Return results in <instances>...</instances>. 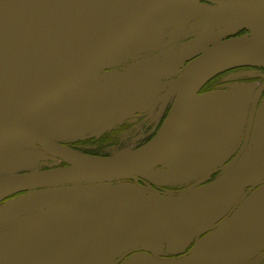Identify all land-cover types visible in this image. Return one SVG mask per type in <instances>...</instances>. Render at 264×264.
I'll list each match as a JSON object with an SVG mask.
<instances>
[{"label":"flooded vegetation","instance_id":"af4514ba","mask_svg":"<svg viewBox=\"0 0 264 264\" xmlns=\"http://www.w3.org/2000/svg\"><path fill=\"white\" fill-rule=\"evenodd\" d=\"M247 34L240 31L236 38ZM168 41L144 44L87 88L95 106L111 99L109 106L118 102L117 109L78 136L59 132L48 137L102 157L151 141L165 123L174 96H167L169 85L138 95L135 78L169 82L179 77L191 60L174 78L159 77L166 70L168 51L174 49ZM107 93L115 94L103 96ZM70 100L64 105L81 106ZM46 157L31 169L67 166ZM16 166L0 176L31 170ZM87 187L48 189L57 196L103 187L49 209L56 214L71 211L76 203L92 206L99 210L90 223L50 225L47 239L33 235L28 244L2 240L0 254L17 256V264H246L259 256L264 252V66H235L213 77L196 99L181 148L167 162L136 178ZM8 210L0 214V235L23 238L21 217L8 219ZM39 226L36 220L34 234L43 231Z\"/></svg>","mask_w":264,"mask_h":264},{"label":"water","instance_id":"95a60500","mask_svg":"<svg viewBox=\"0 0 264 264\" xmlns=\"http://www.w3.org/2000/svg\"><path fill=\"white\" fill-rule=\"evenodd\" d=\"M203 1L212 3L223 14L246 16L264 12V0H0V151L9 149V160L19 154L26 156L23 160L16 159L20 164L17 166L8 161L21 169L33 168L21 162L35 160L36 156L37 161L46 160V154L67 164L0 176V205L14 195L30 191L43 194L32 207L7 212L8 219L91 196L103 187L57 196L48 189L64 185L92 187L136 178L157 168L181 148L196 99L213 77L235 66H264V42L234 38L197 55L175 80L163 82L137 76L134 91L138 95L155 86L169 85L167 96H174L162 128L151 141L137 149H124L106 157L93 156L48 137L59 132L81 134L100 121L104 113L117 109L118 102L109 106L111 99H103L95 106L87 88L98 81L104 70L144 49V44L168 38L171 47L176 43V34L161 24L143 35L137 45L136 42L167 10L181 3L208 7ZM172 24L174 21L170 18L169 26ZM111 80L116 84L125 83ZM81 91L85 96L77 99L80 107L64 105ZM49 109L73 128L44 129L41 118ZM12 141L15 143L10 146ZM36 146L42 151L35 152ZM2 240L11 241L0 235ZM263 260L264 252L246 264H260Z\"/></svg>","mask_w":264,"mask_h":264},{"label":"rangeland","instance_id":"374dc122","mask_svg":"<svg viewBox=\"0 0 264 264\" xmlns=\"http://www.w3.org/2000/svg\"><path fill=\"white\" fill-rule=\"evenodd\" d=\"M203 3L207 4L208 7H200L195 6L194 4L187 5L181 3L180 5L171 9V11H169L170 9L167 10L165 14L161 15L156 20V22H154L143 32V34L140 36V39L138 38L139 40L136 42V45L141 41L143 35L149 32L153 27L159 28L156 27L159 24L168 26V31H170V33L176 34V43L171 45L174 49L169 52L170 55L166 57L167 60L165 59L166 61H163L165 62L166 70L163 69L161 76H159L160 78H174V76H177L184 66L197 55L213 45L222 43L226 40H229L230 38H236V35L240 31L245 30L248 32L247 35L240 37L241 39L244 38L264 42V12L246 16L223 14L214 9L215 6L211 5L212 3L205 1H203ZM170 18H172L174 21V24L171 26H169ZM175 49H177V51L174 52ZM156 53H158V50L155 53L149 55L150 60H153L156 57ZM170 62L173 63V66H170ZM150 71L153 72V67ZM84 94L85 93L81 91L70 101L77 102V99L84 98ZM41 121L42 127L50 131H56L65 127H67L69 130L73 128L68 121L58 116L55 111L50 109L42 115ZM79 134V132H74L73 136H78ZM51 135L59 136V134ZM62 137L66 138L63 134ZM10 143H12L10 145L12 146L15 141ZM29 148L32 149V155L34 157V149L32 146ZM36 150H38V148L35 149V152ZM9 154V149H3L0 151V173L12 166V164L8 161L17 163L18 160L16 159L23 160V158H26V156L24 157L23 154H19L17 155L18 157L16 156L17 158L9 160ZM37 158L38 157L36 156L35 160L32 159L30 161L21 163H27L31 167H35L39 166V164H41L40 162L45 161H37ZM2 162L8 164H2ZM41 192L36 193L35 191H30L10 197L0 205V214H3V212H1L3 209H9L5 213H15L24 208L32 207L36 202L39 201L38 197L43 196ZM73 206L76 207H73L71 211L69 209L63 213L55 214L56 211L46 209L36 214L34 213L22 216L19 218V220L23 224V238L9 237V239L11 241L21 240L20 242L23 241L24 244L32 242L35 239L33 238V235L44 236L41 239H46L48 228L51 227L50 225H55L56 228H63L64 226L71 224L81 226L83 224L90 223V217L95 218V213L99 210L97 209L95 212L94 207L83 204L80 205L79 203H76ZM100 213L103 212L101 211ZM36 220H38V224L40 223L41 225L37 228L43 229V231L34 234V229L32 230L31 228ZM44 230L46 231L44 232ZM18 260L19 258H17V256H3L0 254V264H17Z\"/></svg>","mask_w":264,"mask_h":264}]
</instances>
